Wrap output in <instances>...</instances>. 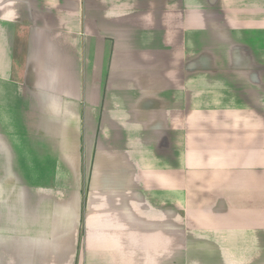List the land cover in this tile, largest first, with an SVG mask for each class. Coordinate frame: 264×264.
<instances>
[{"label":"crops","instance_id":"0c3cea01","mask_svg":"<svg viewBox=\"0 0 264 264\" xmlns=\"http://www.w3.org/2000/svg\"><path fill=\"white\" fill-rule=\"evenodd\" d=\"M0 143V264H264V0H0Z\"/></svg>","mask_w":264,"mask_h":264},{"label":"rangeland","instance_id":"374dc122","mask_svg":"<svg viewBox=\"0 0 264 264\" xmlns=\"http://www.w3.org/2000/svg\"><path fill=\"white\" fill-rule=\"evenodd\" d=\"M224 58H226L225 56H224ZM227 59V58H226ZM215 61H216V64H212L211 65V68L213 67L214 69H224V68H228V64H227V62H225V61H229V60H225L224 62H219L218 61V56L216 55V58H215ZM210 69H208V68H206L205 70L204 69H201V70H199V72H200V74H201V76H203V77H205V78H203V79H201L200 80V82L202 83L201 84V86H203V84H207V79L209 78V77H206L207 75H208V73L207 72H204V71H209ZM255 70H259V69H255ZM260 71V70H259ZM12 141H10V143H11ZM0 145H2L1 143H0ZM8 145H9V143H8ZM10 146V145H9ZM6 146H4V148H5ZM45 159V155L44 154H39L38 155V157L36 156V160L38 161V160H40V161H43ZM16 166L17 165H15V168H16ZM37 166H40V163H37ZM11 172H13V174L14 175H8V177H9V182H10V180H11V182L12 183H23V182H28V178L27 177H24V176H18L17 174H16V172H15V169H11ZM19 173V172H18ZM22 172L20 171V174H21ZM2 175V174H1ZM0 175V176H1ZM2 177H6V176H1V178ZM7 178V177H6ZM12 178V179H11ZM8 179V178H7ZM47 179H49V178H46L45 179V181L47 180ZM1 182H3V181H1Z\"/></svg>","mask_w":264,"mask_h":264}]
</instances>
